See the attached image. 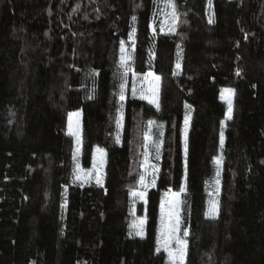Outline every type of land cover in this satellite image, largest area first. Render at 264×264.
Listing matches in <instances>:
<instances>
[{"label":"trees","instance_id":"16d2710c","mask_svg":"<svg viewBox=\"0 0 264 264\" xmlns=\"http://www.w3.org/2000/svg\"><path fill=\"white\" fill-rule=\"evenodd\" d=\"M165 3L0 0V264H168L157 251L160 206L165 192L182 188L185 168L186 264H264V0H174V33L161 31ZM133 29L132 69L160 76L161 109L130 94L119 144L121 45ZM227 87L234 115L212 219ZM76 110L84 165L96 147L108 152L104 187L74 183L66 130ZM149 121L160 174L148 195L147 235L136 238L129 196L140 187Z\"/></svg>","mask_w":264,"mask_h":264},{"label":"rangeland","instance_id":"374dc122","mask_svg":"<svg viewBox=\"0 0 264 264\" xmlns=\"http://www.w3.org/2000/svg\"><path fill=\"white\" fill-rule=\"evenodd\" d=\"M163 29H164V33L165 31H168V25H170L171 23V16H166L165 15V12H171V9H165V6H164V9H163ZM167 21V24L165 23ZM177 25V23H176ZM169 32V31H168ZM123 46H124V52L121 53V55L123 54L126 58H128L127 60V63L128 65L131 67V71H128L126 74L124 72V68L121 67V71H123V74H122V84L124 85V88H123V93H124V96H125V99L123 101H120L121 102V112L119 114V122H118V125H117V134H116V141H117V137H119V144L122 143V138H123V133H124V103L126 102L127 100V97L131 94L132 97H135V98H138L140 100H143V101H146L148 102L147 99H141L140 98V89L141 88H144V89H147L148 85L145 81V77H147V74L148 73H144V74H137L133 71L132 69V62L134 61V55H135V51H136V36H135V33L133 34V32L130 34V39L127 41V42H124L123 43ZM180 65V64H179ZM179 70H181L180 66L178 68ZM150 73V72H149ZM153 73L155 76H159L156 74V72H151ZM160 77V76H159ZM148 79H152V77H148ZM154 82V81H153ZM161 85H162V81H161V78H160V81H159V91H158V95L156 97V100H157V103L159 104V108L156 107V104H153V103H149L150 105H152L154 108L160 110L161 109ZM133 88H136L137 89V94L134 96L133 95ZM225 89H229L228 87L225 88ZM231 89V88H230ZM223 90L222 89V92H221V100L224 101L226 104H227V94L223 93ZM149 95H151V93H149ZM222 95L224 96V98H222ZM234 98H235V95L234 97L232 98L233 99V109H234ZM193 110L190 106H187L186 107V111H185V117H184V120H183V128H182V132H181V138H182V142H183V149H184V156H185V142H187V154H188V143H189V133L192 129V118H193ZM227 116H226V119L225 121L223 122V129H222V132H223V137H224V142H223V145H221V137H220V151H219V154L218 156H216L215 158V176H214V179L212 182H214V185L212 186L213 190H211L210 192V197H209V201H208V210H207V214L206 216L209 217V218H212V219H217L219 217V212H220V205H219V202H220V196H221V189H222V177H223V173H224V170H223V167H224V159H223V153H224V150H225V130H226V127H227V122L229 120L232 119L234 113L232 112V117L231 119L228 118V104H227ZM73 114H78V115H73ZM67 120H68V124H67V133L69 136L72 137L73 139V142H74V150H73V154H74V157H73V165H74V183L76 184H81L83 186H89L91 184H96V177L97 175H99L101 172L103 174V187L105 186V183H106V170H107V160H108V152H106V150L103 148V147H96L95 150H94V156H93V159H92V162H91V166L90 167H86L84 165V162H83V146H84V142H83V137H84V130H83V122H84V119H83V112L81 110H76V111H73V112H70L68 114V117H67ZM187 120V124L185 123V121ZM70 122H71V129L69 127L70 125ZM149 130L147 132L148 133H152V130H153V124L152 125H149ZM187 128V135L185 136V129ZM70 131L73 133V134H69ZM77 134L79 135L80 137V145H79V148H80V151L77 152ZM221 136V134H220ZM153 143V139H152V135H151V141L147 140V147H145V151L148 153L149 155V162L150 164H154L158 167V169L160 170V161H161V156H160V152H159V159H156V152L154 150H151V144ZM97 149H102L103 150V153L105 154L103 156V164L101 165V154L97 151ZM161 151V150H160ZM143 160H144V157H143ZM219 160V162H217ZM143 162V161H142ZM80 169H83V173L81 174V179H77V173L79 172ZM99 170V171H97ZM91 173V176L89 177L87 174L88 173ZM217 173H219V175H217ZM142 174L143 175H146V180H145V184L146 185H149L146 189L144 187L140 185V187L137 189V192L139 191H145L146 190V196L141 199L139 196H133L132 193L130 194V225H129V231L131 232L130 234L133 236V237H136V238H141L139 235H136V232L138 231V227H139V221L141 219H144L145 223H144V236L143 238L146 237L147 235V231H146V228H147V225H148V208H147V205H148V195H149V192L150 190L156 188V181L159 177V171L158 172H155L154 170L152 169H149L148 170V173L146 174L145 173V169L142 167ZM153 176H155V186H150V182L151 180L153 179ZM217 181H219V183H217ZM182 188L179 190V191H176L174 189L172 190H169L167 192H165L162 196V201L161 203L165 202L166 200H168L170 197H171V194L172 193H179V199L181 201V204H180V221H181V227H180V233L179 235L181 236L182 239L186 240L187 241V245H189V241H188V237H189V232L190 230L188 229V227L186 226V222H185V218H183V212H184V209H185V203H186V194H187V188H188V183H187V172H186V168H185V176H184V179H183V183H182ZM99 186V185H97ZM100 187V186H99ZM183 190V191H182ZM167 194V195H166ZM147 201V203H145L144 201ZM141 213V214H140ZM160 224H159V228H158V235H157V249H159L158 252H161V253H165L166 256H167V261H168V264H172V262L170 261L169 257H168V253L164 251L163 249V246L161 243H159V241H161L162 239V223H161V211H160ZM187 232L188 235L187 236H184L183 233L184 232ZM171 247L173 249H175L177 247V245L175 244V242H173V244L171 245ZM187 257H188V247H187V254H186V259H185V264H186V261H187Z\"/></svg>","mask_w":264,"mask_h":264},{"label":"snow or ice","instance_id":"6c2138e0","mask_svg":"<svg viewBox=\"0 0 264 264\" xmlns=\"http://www.w3.org/2000/svg\"><path fill=\"white\" fill-rule=\"evenodd\" d=\"M165 9H171V12H165L166 16H171V23L168 25V31L171 33H174L176 30V23L178 21V16L176 13V6L174 3V0H166L165 3ZM136 20V17H133V21ZM213 21L210 19L209 23H212ZM167 24V21L165 22ZM161 31H164L163 28H161ZM135 33V29H133V34ZM124 52V46L123 43L121 45V53ZM121 67L124 68L125 74L128 71H131V67L128 65L127 60L123 54L121 55ZM179 60L177 61V67L179 68ZM239 75V73H237ZM148 77H152V79H148ZM145 81L148 85L147 89L141 88L140 89V98L141 99H147L149 103L156 104V107L159 108V104L157 103L156 97L158 95L159 91V81L160 77L155 76L153 73H148L147 77H145ZM154 81V82H153ZM123 88L124 85H121V94H120V100L123 101L125 99L124 93H123ZM151 93V95H149ZM223 93L227 94V104H228V118L231 119L232 117V112H233V97L235 95V90L234 89H224ZM137 94V89L133 88V95L135 96ZM222 98L224 96L222 95ZM73 115H78V114H73ZM149 125L155 124V121H149ZM187 124V120L185 121ZM71 129V122L69 125ZM70 135L73 134L71 131L69 133ZM187 135V128L185 129V136ZM147 140L151 141V134L148 133L146 134L145 137ZM117 142H119V137H117ZM224 142V137H223V132H221V145H223ZM80 137L77 134V152L80 151L79 145H80ZM147 147V145H145ZM158 145H157V152H156V159H159V150H158ZM97 151L101 154V165L103 164V156L105 155L103 153L102 149H97ZM187 158V142H185V159ZM219 162V160L217 161ZM142 167L145 169V173H148L149 169L154 170L155 172H158L159 169L156 165L150 164L149 162V155L146 152L144 154V160L142 162ZM99 171V170H97ZM83 173V169H80L79 172L77 173V179H81V174ZM89 177L91 176V173L89 172L87 174ZM219 175V173H217ZM96 179V184L99 185L100 187H103V174L102 172L97 175ZM146 180V175H140V184L142 187L145 189L149 186L145 184ZM219 183V181H217ZM150 186H155V176H153V179L150 182ZM183 191V190H182ZM133 196H139L141 199H143L146 196V190L145 191H133L132 192ZM167 195V194H166ZM179 193H172L171 197L166 200L165 202L161 203V223H162V239L159 241V243L162 244L163 249L165 252L168 253V257L172 264H185V259H186V254H187V241L182 239L181 236L179 235L180 233V227H181V221H180V204L181 201L179 199ZM147 203V201H144ZM144 219H141L139 221V227L138 231L136 232V235H139L141 238L144 236ZM184 236H187L188 233L185 231L183 233ZM175 242L177 247L173 249L171 245ZM159 251V249H157Z\"/></svg>","mask_w":264,"mask_h":264}]
</instances>
